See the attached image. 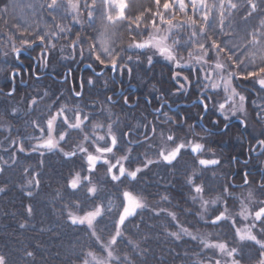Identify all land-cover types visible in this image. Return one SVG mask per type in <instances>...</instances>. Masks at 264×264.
Wrapping results in <instances>:
<instances>
[{
	"label": "trees",
	"instance_id": "16d2710c",
	"mask_svg": "<svg viewBox=\"0 0 264 264\" xmlns=\"http://www.w3.org/2000/svg\"><path fill=\"white\" fill-rule=\"evenodd\" d=\"M166 28L178 57L224 62L257 135L248 127L241 133L240 122L226 125L213 111L219 93L200 94L202 82L192 70L181 72L186 85L167 64H147L145 52L130 49ZM2 50H20L24 66L3 58ZM41 64L44 73L34 77L33 67ZM85 65L91 68L80 73ZM16 69L25 84L12 77ZM64 75L70 79L62 81ZM259 80L264 0H0L2 264H214L213 243L234 250L236 264L262 263L264 213L253 216V240L238 237L240 195L252 191L255 205H264ZM120 89L129 91V104L115 95ZM197 99L206 106L204 116L201 103L188 106ZM60 110L66 122L59 119L55 127L66 134L59 149H36ZM85 112L81 126L67 128ZM96 126L114 136L112 154L125 156L132 176L114 180L105 163L89 170L75 147L91 139ZM168 136L173 146L193 139L203 150H183L164 162L158 142L169 144ZM212 158L217 164L198 163ZM75 178L80 182L72 186ZM126 194L143 207L116 236ZM98 209L91 227L71 221Z\"/></svg>",
	"mask_w": 264,
	"mask_h": 264
},
{
	"label": "rangeland",
	"instance_id": "374dc122",
	"mask_svg": "<svg viewBox=\"0 0 264 264\" xmlns=\"http://www.w3.org/2000/svg\"><path fill=\"white\" fill-rule=\"evenodd\" d=\"M71 9L74 13L76 12V8L73 5L71 6ZM76 21L79 22V20ZM171 31L172 30L170 28H166L164 30L154 29L150 32L146 39L142 40L139 43H133L132 45H130V49H132L133 51L145 52L147 56V64H150L154 60H159L167 64L169 67H171L172 70L176 72L175 74L178 80L181 79L183 83L185 82L186 85L187 82L185 81L184 76L181 72L188 69L192 70L202 82L200 94H205L207 92L219 93V95L216 96H219L220 99L218 101L216 100L217 103H214L215 105L213 106V111L217 115H219L222 120L226 122V124L232 122V120L235 119L239 120V122L242 124L241 133H243L244 128L247 129L248 127L251 135H257L258 132L254 130L255 128L249 125L248 116L245 111L244 98L235 90L232 84L234 74L229 71L227 66L219 57L211 63L205 61L204 58L197 55H191L185 58L178 57L173 50V46L170 41V36L172 34ZM1 53L2 57L6 60L9 61L14 58L21 66H24L21 59L22 55L18 53H12L11 55L9 51L5 50H2ZM35 67L36 66H34V69L32 70V75L34 77H38L39 75L44 73L45 70L42 68V64L40 67ZM81 71L82 70H80V73H82ZM93 72L95 75H98L99 73L95 72L94 70ZM14 75L17 76L18 83L25 84L24 81H21L19 69H16L14 72H12V77ZM67 79L69 80L70 76L64 75L62 77V81H65ZM89 83H91V80H89ZM258 85L264 87V80H259ZM12 92L13 90L9 91L7 94L9 95ZM127 92H129L127 91V89H120V91H118L115 95H117L118 98H122V100H125L128 103L130 100L128 101L127 99ZM79 94V92H75L74 96L78 97ZM133 100H135V98ZM159 111L160 107L155 108L152 112L158 113ZM59 119L66 122L63 110L54 113V115L48 120L47 137L45 138V140L38 142L34 146L36 149H59V144L63 141L66 134V131L59 132L58 128L55 127L56 122ZM86 120L87 112L82 115L81 113H76L75 122L72 125L67 124V128L76 129L81 126V124H83ZM244 123H246L247 125L245 126ZM53 124L54 126L52 127ZM90 136H92L91 139H89V137L83 138L82 141L75 147L78 151L85 153V160L87 162L89 170H93L99 163H105L106 165H108V173L110 177L114 180L124 175L132 176L134 174L125 170V156L118 157L112 154L115 147V138L107 129L103 130L102 127L96 126L94 127V131L91 132ZM167 141L170 144L172 141V137L168 136ZM169 144L158 142L160 159L164 162L173 161L177 154L183 150H187L193 155H199L203 150V146L201 145V143L193 139L187 141L186 143H177L175 146L171 144L170 146ZM111 159H113V161ZM198 163L202 165H215L217 164V159L212 158L210 160H199ZM79 182V178H75L71 184L72 186H76ZM237 182H235L233 186L239 184ZM242 184H244V182ZM249 190H253V188L249 187ZM240 198L242 211L240 213L241 221L239 223L238 237L240 239L253 240V235H251L250 233V229L252 228L251 221L254 220V217L257 214L264 213V205L261 204L260 207H257V205H255L257 201H255L252 191L244 192L240 195ZM142 207L143 203L138 198L129 194L125 195V206L118 220L116 236L118 235L121 224ZM253 207L257 210L252 212L251 208ZM99 215L100 210L98 209L93 213L85 214L81 217L73 216L71 217V221L75 224H86L87 226L91 227V225ZM211 246L216 252L214 264H236L233 258V255L235 253L234 250L229 249L224 243H213L211 244ZM0 264H2L1 261ZM260 264H264V261Z\"/></svg>",
	"mask_w": 264,
	"mask_h": 264
},
{
	"label": "water",
	"instance_id": "95a60500",
	"mask_svg": "<svg viewBox=\"0 0 264 264\" xmlns=\"http://www.w3.org/2000/svg\"><path fill=\"white\" fill-rule=\"evenodd\" d=\"M17 52H21L20 50H17L16 52H15V54L17 53ZM23 52V51H22ZM91 68L89 65H85V66H83L82 68H81V70H83L84 68ZM108 67H110L111 69H112V72L116 69V65L115 64H113V65H111V66H108ZM108 67H104L102 70H101V72H99L98 73V75H100V74H102L104 71H106V69L108 68ZM14 86H15V84L13 83V86H12V90H14ZM1 92V91H0ZM199 102H202L200 99H198V100H194L191 104H189L188 106H191V105H193V104H196V103H199ZM202 105H203V116L205 115V113H206V106H205V104L202 102ZM232 122H239V120H237V119H235V120H232ZM231 122H229V123H227L226 125H229Z\"/></svg>",
	"mask_w": 264,
	"mask_h": 264
},
{
	"label": "flooded vegetation",
	"instance_id": "af4514ba",
	"mask_svg": "<svg viewBox=\"0 0 264 264\" xmlns=\"http://www.w3.org/2000/svg\"><path fill=\"white\" fill-rule=\"evenodd\" d=\"M262 178H263V176L261 175V178H260V181H259V182H261V181H262Z\"/></svg>",
	"mask_w": 264,
	"mask_h": 264
}]
</instances>
